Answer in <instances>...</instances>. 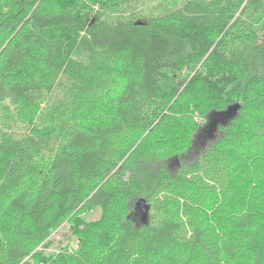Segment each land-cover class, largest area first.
I'll list each match as a JSON object with an SVG mask.
<instances>
[{
    "label": "trees",
    "instance_id": "1",
    "mask_svg": "<svg viewBox=\"0 0 264 264\" xmlns=\"http://www.w3.org/2000/svg\"><path fill=\"white\" fill-rule=\"evenodd\" d=\"M39 263L264 264V0H0V264Z\"/></svg>",
    "mask_w": 264,
    "mask_h": 264
},
{
    "label": "rangeland",
    "instance_id": "2",
    "mask_svg": "<svg viewBox=\"0 0 264 264\" xmlns=\"http://www.w3.org/2000/svg\"><path fill=\"white\" fill-rule=\"evenodd\" d=\"M140 5L142 8L144 7L145 10H149V8L151 7V4H147V5L140 4ZM187 73L188 72H184V75H186ZM218 133L219 132H217L216 126L210 127V123L207 122L201 129L200 133L194 137V144L180 157L176 158L177 162L181 161L187 163L192 161L202 151V149L208 145L210 141L216 138ZM162 163L167 166L170 164L167 162V160L162 161ZM139 213H140V208H139ZM97 216H98V212L92 211L86 214V219L93 220ZM51 238H53L52 239L53 243L51 244L48 250H55L58 247L65 245L69 240L71 241V243H74L76 240L71 238L67 226H62V228L54 232Z\"/></svg>",
    "mask_w": 264,
    "mask_h": 264
},
{
    "label": "water",
    "instance_id": "3",
    "mask_svg": "<svg viewBox=\"0 0 264 264\" xmlns=\"http://www.w3.org/2000/svg\"><path fill=\"white\" fill-rule=\"evenodd\" d=\"M142 21L137 20L136 24H141ZM239 109V104L235 103L227 108L224 112H217L209 116L208 122L210 123V127L218 125V123L225 122L230 116H232ZM137 205L140 208V217L142 220H146L147 208L145 206V199L139 198L137 201Z\"/></svg>",
    "mask_w": 264,
    "mask_h": 264
},
{
    "label": "built area",
    "instance_id": "4",
    "mask_svg": "<svg viewBox=\"0 0 264 264\" xmlns=\"http://www.w3.org/2000/svg\"><path fill=\"white\" fill-rule=\"evenodd\" d=\"M39 264H43V263H39Z\"/></svg>",
    "mask_w": 264,
    "mask_h": 264
}]
</instances>
